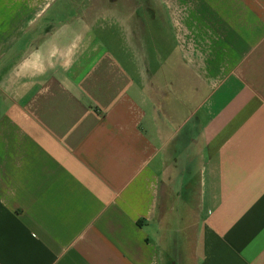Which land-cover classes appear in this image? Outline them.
I'll return each mask as SVG.
<instances>
[{"label":"crops","instance_id":"1","mask_svg":"<svg viewBox=\"0 0 264 264\" xmlns=\"http://www.w3.org/2000/svg\"><path fill=\"white\" fill-rule=\"evenodd\" d=\"M59 1L0 0V264H264V0Z\"/></svg>","mask_w":264,"mask_h":264},{"label":"rangeland","instance_id":"2","mask_svg":"<svg viewBox=\"0 0 264 264\" xmlns=\"http://www.w3.org/2000/svg\"><path fill=\"white\" fill-rule=\"evenodd\" d=\"M68 1H71V2L68 3ZM150 2H151V6H153V5L154 6H158V3L155 2L154 0H150ZM139 3L141 4L142 0H134V5L135 6H138ZM55 6H75V2L73 0H60ZM155 23H157V22H155ZM155 23L151 22L150 30L152 31V34L153 33L156 34V32H154V29L156 31H158V27H157V25ZM155 44L157 45L158 41H155ZM156 47H157L158 50L160 49V46H156Z\"/></svg>","mask_w":264,"mask_h":264}]
</instances>
